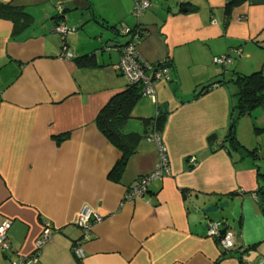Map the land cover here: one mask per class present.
<instances>
[{"label": "crops", "instance_id": "obj_1", "mask_svg": "<svg viewBox=\"0 0 264 264\" xmlns=\"http://www.w3.org/2000/svg\"><path fill=\"white\" fill-rule=\"evenodd\" d=\"M149 1L136 19L133 0H0L32 16L18 29L0 16V224L10 221L0 264L30 255L45 222L53 231L37 264H264V120L253 139L236 123L243 147L227 140L237 101L232 79L264 71V0H238L228 13L227 0ZM58 23L70 29L71 57ZM125 27L143 32L138 52L152 64L164 61L169 78L154 80L156 101L141 96L134 105L123 131L139 137L112 179L121 152L95 119L127 86L114 47L128 41L119 31ZM90 53L94 64L75 63ZM223 55L224 63L214 62ZM258 107L252 111L264 117ZM159 112L171 175L125 202L126 189L158 160L142 119ZM220 202L227 206L198 211ZM83 204L101 216L87 236L76 226ZM212 221L234 234V249L224 252L208 236ZM76 240L82 260L72 252Z\"/></svg>", "mask_w": 264, "mask_h": 264}, {"label": "built area", "instance_id": "obj_2", "mask_svg": "<svg viewBox=\"0 0 264 264\" xmlns=\"http://www.w3.org/2000/svg\"><path fill=\"white\" fill-rule=\"evenodd\" d=\"M149 0H133L131 14L138 19L140 15L149 7ZM56 31L61 34L62 51L64 56L71 57L67 47L65 46V35L70 29L63 23H58L55 27ZM122 34L128 35L129 39L124 44L114 47L120 49L121 55L118 63L115 65L116 70L127 80L128 84H136L141 88V95L144 97L152 98L155 100V86L154 80L169 78V71L164 61L158 64H152L140 55L137 45L141 38V30L125 27L119 30ZM227 56H219L214 58L216 63H224ZM146 139L150 142H155L158 151V160L149 173L139 176L135 183L131 185L124 192L123 200L131 203L137 198H141L147 191L148 185L152 180L171 175V165L169 156L162 142L160 132L155 125L151 123L149 132L146 134ZM101 219L93 209L83 204L78 211L76 217V226L80 228L85 236H87L93 224ZM222 221H212L208 224L207 234L218 243L219 247L224 251H230L235 246V236L230 231L222 227ZM10 226L9 220H3L0 224V243L2 246L8 248L5 242L6 231ZM53 231V226L50 222H45L40 235L34 242V249L30 255L19 257L17 260L12 261V264H37L42 246L48 241ZM238 251L242 252L243 248L238 247ZM72 252L78 260H82L85 255L80 240H76L72 244ZM240 264H252L248 260H240Z\"/></svg>", "mask_w": 264, "mask_h": 264}, {"label": "trees", "instance_id": "obj_3", "mask_svg": "<svg viewBox=\"0 0 264 264\" xmlns=\"http://www.w3.org/2000/svg\"><path fill=\"white\" fill-rule=\"evenodd\" d=\"M236 2L238 0H227L225 5L226 13L229 12L230 7ZM0 16L10 18L13 21L14 28L17 29L32 21V16L23 11L22 7L11 6L10 4L0 3ZM135 29L136 27L130 28L132 31ZM141 33L143 34L142 31ZM74 61L80 66H86L88 64H94L95 59L93 53H90L74 57ZM232 81L237 87L235 93L237 101L233 108L235 112L231 116L227 140L231 147L237 149L243 147L235 134L238 119L250 114L255 107L264 105V71L259 69L249 74L236 73ZM211 85L212 83H209L201 87L197 94L208 90ZM141 96V88L139 85H130L127 83L126 89L112 96L96 116L95 123L100 132L121 152V157L115 162L108 174L112 179H116L121 175L129 156L134 152L132 142L139 135L135 132H124L123 126L132 117V109ZM163 119L164 114L159 112L153 117L143 118L142 120L146 127H149L151 123H155L158 130H160L163 125ZM62 138L64 137L58 136L57 140ZM250 153L252 154L253 152L249 151Z\"/></svg>", "mask_w": 264, "mask_h": 264}, {"label": "rangeland", "instance_id": "obj_4", "mask_svg": "<svg viewBox=\"0 0 264 264\" xmlns=\"http://www.w3.org/2000/svg\"><path fill=\"white\" fill-rule=\"evenodd\" d=\"M143 99H144V97L140 98V100H143ZM258 108H260V107H258ZM254 110H256V109H254ZM254 110L250 114L245 115V117H242L239 120V122H237V124L238 123L240 124V132L243 135L248 136V137H250L252 139L254 138V137H252V134L254 132V127H256V126L259 127L260 124H257V123L260 120L261 121L264 120V117L257 116V114L255 113Z\"/></svg>", "mask_w": 264, "mask_h": 264}, {"label": "water", "instance_id": "obj_5", "mask_svg": "<svg viewBox=\"0 0 264 264\" xmlns=\"http://www.w3.org/2000/svg\"><path fill=\"white\" fill-rule=\"evenodd\" d=\"M159 109L160 110L163 109L165 111L166 110V106L160 105L159 106ZM226 206H227V203L226 202H220V203H218L217 206L210 205V206H208L206 208H203V209H200L198 211L201 212V213H210V212L216 211L218 208H223V207H226Z\"/></svg>", "mask_w": 264, "mask_h": 264}, {"label": "bare ground", "instance_id": "obj_6", "mask_svg": "<svg viewBox=\"0 0 264 264\" xmlns=\"http://www.w3.org/2000/svg\"><path fill=\"white\" fill-rule=\"evenodd\" d=\"M118 50H120V49H118Z\"/></svg>", "mask_w": 264, "mask_h": 264}]
</instances>
